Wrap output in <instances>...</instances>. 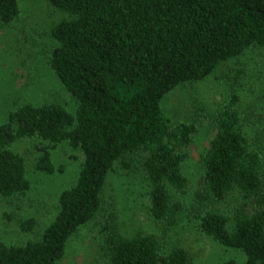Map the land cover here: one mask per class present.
Returning a JSON list of instances; mask_svg holds the SVG:
<instances>
[{"label": "trees", "instance_id": "16d2710c", "mask_svg": "<svg viewBox=\"0 0 264 264\" xmlns=\"http://www.w3.org/2000/svg\"><path fill=\"white\" fill-rule=\"evenodd\" d=\"M68 14L49 29L55 44L47 63L74 99V113L59 102H25L0 123V197H23L30 188L24 157L12 150L36 137L34 169L62 170L52 149L67 143L82 152L75 182L62 189L52 221L35 240L0 239V264H57L68 239L101 208V192L115 164L142 168L147 210L159 233L121 232L110 213L103 226L98 264H190L182 246L165 248L188 184L183 172L194 121L172 122L161 100L176 86L198 82L223 61L264 46V0H47ZM19 15L17 0H0V27ZM237 96L210 114L214 136L200 157L203 187L195 212L199 231L247 264H264V154L260 132L250 129L252 110ZM256 126V125H254ZM238 193L229 213L207 204ZM9 218V217H8ZM33 217L21 221L31 231ZM166 249V250H165ZM222 264H238L228 258Z\"/></svg>", "mask_w": 264, "mask_h": 264}, {"label": "rangeland", "instance_id": "374dc122", "mask_svg": "<svg viewBox=\"0 0 264 264\" xmlns=\"http://www.w3.org/2000/svg\"><path fill=\"white\" fill-rule=\"evenodd\" d=\"M19 15L0 27V123L7 120L8 110L25 102H59L73 112L76 103L50 70L47 58L55 44L51 26L68 14L47 0H17ZM236 95L237 106L250 112L253 131L260 132L257 145L264 154V46H251L242 54L221 62L205 79L176 86L166 93L161 106L172 122L194 121L196 131L187 147L183 172L188 179L186 189L178 193L183 204L177 225L167 233L165 248L184 247L190 264H222L234 258L247 264L235 249H226L198 229L195 212L200 205L197 193L203 187L200 157L214 136L210 114ZM38 138H20L11 144L26 163L30 188L23 197H0V239L7 244L35 240L52 221L57 210L59 192L71 186L82 161V152L63 142L52 149V160L62 166L53 174L34 169L38 156ZM149 189L146 176L136 165L130 170L115 164L109 171L101 192V208L84 226L68 239L63 257L57 264H98L103 258L105 217L114 215L122 233L130 236L138 231L159 233V225L148 215ZM239 194L228 195L218 203L207 204L231 212ZM9 217V218H8ZM36 219L31 231L19 227L22 220ZM166 250V249H165Z\"/></svg>", "mask_w": 264, "mask_h": 264}]
</instances>
